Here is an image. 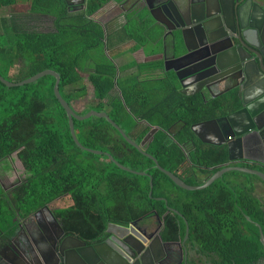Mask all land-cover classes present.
Returning a JSON list of instances; mask_svg holds the SVG:
<instances>
[{
	"label": "trees",
	"instance_id": "1",
	"mask_svg": "<svg viewBox=\"0 0 264 264\" xmlns=\"http://www.w3.org/2000/svg\"><path fill=\"white\" fill-rule=\"evenodd\" d=\"M15 2L0 0V8ZM106 2L94 0L85 14L68 17L58 0H33L32 12L55 18V32L50 34L22 30L21 22L0 17V77L18 83L52 71L59 76L61 98L76 115L97 112L95 106L76 111L73 104L88 96L87 86L93 101L102 99L112 86V68L102 54L103 28L90 19ZM135 22L144 21L127 18L125 37L140 40ZM54 83L51 76L21 87L8 88L0 82V114L5 115L0 120V162L15 155L25 174L8 191L0 187L1 238L13 235V219L46 208L67 236L86 244L103 241L108 224L126 227L155 218L163 220L162 239L166 242L184 237L186 221L188 241L200 248L210 247L199 251L203 255L211 253L219 261L236 258L237 250H224L234 246L256 249L258 255L253 258L263 255L255 225L264 234V209L261 198L253 192L256 182L264 186L259 178L229 172L203 190H183L160 172L153 160L131 147L104 118L72 121L79 148L70 135L66 113L53 94ZM220 101L221 115L240 108L236 91ZM192 108L195 115L203 113L199 101H194ZM106 114L121 131L127 121L132 126L120 102L114 117ZM214 116L213 108L211 118ZM168 117L145 150L161 169L188 186H200L220 169L233 166L228 164L225 146L195 141L192 152L184 151L182 144L193 137L190 123L174 135L168 131L174 116ZM131 141L139 143V139ZM107 155L129 171L144 175L121 170ZM245 167L264 173L260 166ZM238 183L245 187L239 190L235 185ZM62 200L68 205L53 207ZM231 215L240 217L241 229L236 227L238 219ZM238 251L246 257L248 250Z\"/></svg>",
	"mask_w": 264,
	"mask_h": 264
},
{
	"label": "flooded vegetation",
	"instance_id": "2",
	"mask_svg": "<svg viewBox=\"0 0 264 264\" xmlns=\"http://www.w3.org/2000/svg\"><path fill=\"white\" fill-rule=\"evenodd\" d=\"M32 1L33 0H16L11 7H7L6 9L0 8V14H4L0 17L8 19L13 18L16 22H21L19 26L22 30L42 34L53 33L55 31L54 18L43 13L32 12ZM58 1L65 7V10L69 12L79 8L77 6L82 0ZM229 1L230 0H227L225 14L229 22H231ZM66 3L75 6L69 8ZM211 5L213 6V10L216 11L215 4L211 3ZM131 6L136 7L137 10L140 9L139 5H135V1H131L123 7H116L126 13V9ZM112 20H114V18ZM167 28L171 29L172 27L168 26ZM163 31L165 35H162ZM146 32L152 37L132 41L133 45H129V41L121 40L115 42L116 44L112 46L105 44L103 47V57L105 60L109 61L112 68V72L110 73L112 75V86L102 99L94 101L97 113H108L110 116L114 117L116 114V105L120 102L125 112L132 120V126H130L128 121L122 124V131L129 140L135 138L137 141L139 139V143L136 145L144 142L143 152H145L149 143L152 142L154 135L161 131V126L165 119L169 118L168 116H174L168 130L172 134H180L187 123H190V132L192 126L199 125L200 128L197 129V133L203 140H211L210 127L205 124L209 121L218 120L227 116L219 113L222 110V101L220 100L222 98L227 99L229 95L236 90L221 94L232 85H206L205 88L195 85V80L191 76V71L185 70L182 65L183 63L176 60L180 55L186 54L187 50L194 48V44L190 37L191 31L186 32L185 43L179 40L175 43L171 36L168 35V31L162 30L161 27H159L158 30L148 27ZM232 42L234 44L236 43L234 40H232ZM229 43L230 41L226 40L225 44L227 46H229ZM99 58L100 57H98V62L101 61ZM213 100L218 101L216 104H212L211 102ZM194 101H199L200 108L203 109L202 114L195 115L192 113V104ZM225 103H227V101ZM216 106H218V109ZM213 108L215 116L211 118V110ZM261 121L264 122V118ZM151 131L154 132L152 140L148 139V135ZM191 134L193 137L182 144L183 150L187 153L194 150L195 141L201 143L195 134L192 132ZM261 134L262 137L260 139L257 140L254 138L255 140H253V142L255 145L244 150L233 151L232 157L238 159L233 164L238 166H259L253 163L244 164L245 158L264 162V148L261 144V140H264V132ZM235 185L238 189L240 188L239 190L245 187V185L241 183ZM253 186L254 195L261 198L262 207L264 209V198L260 195L261 190L256 183ZM230 211L232 213L234 212L233 209ZM231 217L238 219L239 225L236 227L241 229L240 217L238 215H231ZM149 219L137 222L128 230H120L114 227L110 228V232L114 234L115 237L121 238L125 235L131 237L130 241L135 247L133 252L131 251L127 254V261H121L118 255L113 253L112 250H108L112 252V257L117 256L121 261V263L118 261V264H136L137 259L141 260V258L142 263L140 262L139 264H264L263 246V255L260 258H253L258 255V251L254 248L243 249L242 246H234L225 248L224 250H237L238 255L236 258H229L227 261H219L214 258L211 253L203 255L199 251L211 250L210 247H197L193 245L191 241H188V236L184 239L186 228L188 235V224L186 221H184V237L182 239L177 238L174 241L166 242L162 239L164 228L163 220L155 218ZM13 223L15 225L13 235L9 238L0 237V263L3 260V262L7 264H10V262L13 264H37L32 250H43L42 252L47 261H49L48 264H55V258L50 256L52 243L60 236L61 231L64 232L65 237L67 235L60 223L53 217L48 209L42 208L27 217H16L13 219ZM255 226L259 231L260 228L258 225L256 224ZM262 235L264 238V234ZM109 237L110 235L106 234L105 239L99 243L105 242ZM106 247H110V245ZM238 250H248L246 251V257H243L241 254L242 251L239 252ZM11 251L15 252L20 260H14Z\"/></svg>",
	"mask_w": 264,
	"mask_h": 264
},
{
	"label": "water",
	"instance_id": "3",
	"mask_svg": "<svg viewBox=\"0 0 264 264\" xmlns=\"http://www.w3.org/2000/svg\"><path fill=\"white\" fill-rule=\"evenodd\" d=\"M113 1L119 7L135 1V5H139L140 8L137 13L141 15L144 11L149 12L158 26L162 30L168 31V35L175 43L178 40L185 43L186 32L191 31L190 37L194 48L187 50L186 54L180 55L176 60L183 63L185 70L191 71L195 85L202 86V88H205L206 85H232L221 94L236 90L240 108L225 117L205 124L210 127L211 140L205 141L201 138L197 133V129L200 128L199 125L191 127V132L198 137L202 144L216 147L225 146L228 164L233 166L220 169L200 186H188L170 172L161 169L151 156L142 151L144 142L139 145L133 143L105 113L90 111L84 116L76 115L59 94V76L56 73L43 71L18 83L8 82L0 77V82L11 88L34 83L45 76L53 77L55 79L53 94L66 113L70 135L79 148H81V145L75 137L72 121L74 119L83 121L90 117L104 118L131 147L153 160L156 168L183 190H203L229 172L256 176L264 184V173L245 166H237L233 163L238 159L232 157L234 150H244L255 145L253 140L260 139L262 137L261 133L264 132V122L261 121L264 118V2L261 0H230L231 22H229L225 14L227 0ZM211 3L215 4L216 11L213 10ZM83 4L84 0L81 2V5ZM168 26L172 28L168 29ZM162 35H165L164 31ZM231 39L236 43L234 44ZM226 40L230 41V47L225 44ZM153 134L154 132L151 131L148 139L152 140ZM261 144L264 148V140H261ZM87 151L96 155L101 154L97 151ZM108 158L121 170L131 172L109 156ZM246 163L258 164L264 167V162L251 158H245L244 164ZM131 173L144 175V173ZM256 185L261 190L260 195L264 198V187L258 182H256ZM149 187L152 188L151 180ZM174 213L176 212L174 211ZM135 224H130L127 228L108 224L105 233L109 234L110 237L103 243L91 245H87L85 242L71 236L65 237L64 232L61 231L60 236L52 243L50 256L55 258V264H118V261L120 263L123 260L127 261V254L135 250L130 241L131 237L127 235L121 238L115 237L110 232V228L128 230ZM187 236L186 228L184 239ZM259 241L264 248V238L260 229ZM108 244L110 247H106L109 246ZM108 250H112L113 253L118 255L121 261L117 256L112 257V252ZM42 251L32 250V254L35 256L34 259L37 264H48L49 261H47ZM11 253L14 260H20L15 252L11 251ZM140 262L142 263V258L141 260L137 259L136 264ZM0 264L7 263L2 260ZM10 264L13 263L10 262Z\"/></svg>",
	"mask_w": 264,
	"mask_h": 264
},
{
	"label": "crops",
	"instance_id": "4",
	"mask_svg": "<svg viewBox=\"0 0 264 264\" xmlns=\"http://www.w3.org/2000/svg\"><path fill=\"white\" fill-rule=\"evenodd\" d=\"M92 1H94V0H84L83 5H81V3L78 6L76 5L79 8L74 9V10L69 11V12L65 10V7L61 3H59V4H61V6L64 9V13L68 17H74L77 15L85 14L88 5ZM106 1L107 2L105 3V5L90 18L94 22H96L102 26L103 32H104V43L106 45L112 46V45L116 44L115 42L121 41V40L122 41H129V45H133L132 41H135L136 39L125 37L126 36L125 35L126 34L125 33L126 20L129 17L134 18V20H137V19L142 20L143 19L144 22H135V24H136L135 26L137 28H139V30H140L139 35H140L141 39H148V37H152V36L148 35V33L146 32L148 27L158 30L159 27L157 25V22L154 21V19L151 17L149 12L144 11V12H142L141 15H139L137 13L138 10L136 9V7L131 6V7L126 9V13H125L121 9L116 7L117 5L114 3L113 0H106ZM261 1L264 2V0H261ZM67 6L69 8H71L72 6H75V5L67 4ZM45 15H47V14H45ZM47 16H49V15H47ZM49 17H52V16H49ZM156 17H157V15H156ZM113 18H114V20H112ZM54 26H55V18H54ZM105 44L103 45V47L105 46ZM115 53H116V51H115Z\"/></svg>",
	"mask_w": 264,
	"mask_h": 264
},
{
	"label": "rangeland",
	"instance_id": "5",
	"mask_svg": "<svg viewBox=\"0 0 264 264\" xmlns=\"http://www.w3.org/2000/svg\"><path fill=\"white\" fill-rule=\"evenodd\" d=\"M6 9V8H3ZM5 11V10H4ZM4 14H0L2 16ZM88 96L81 101H77L73 104L76 111H81L86 107L94 106L95 102L93 101L91 95V89L87 86ZM5 115L0 114V120H2ZM25 178L23 168L16 159L15 155H11L7 159L0 162V187L4 191H8L16 184L20 183ZM68 205V202L65 200L56 202L53 207L61 208ZM151 220V219H149ZM152 221V220H151Z\"/></svg>",
	"mask_w": 264,
	"mask_h": 264
}]
</instances>
